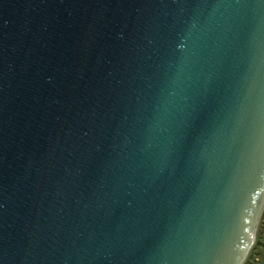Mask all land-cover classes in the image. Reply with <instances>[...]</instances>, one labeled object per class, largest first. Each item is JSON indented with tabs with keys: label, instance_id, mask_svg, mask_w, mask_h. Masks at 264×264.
<instances>
[{
	"label": "water",
	"instance_id": "95a60500",
	"mask_svg": "<svg viewBox=\"0 0 264 264\" xmlns=\"http://www.w3.org/2000/svg\"><path fill=\"white\" fill-rule=\"evenodd\" d=\"M264 209V0H0V264H243Z\"/></svg>",
	"mask_w": 264,
	"mask_h": 264
},
{
	"label": "rangeland",
	"instance_id": "374dc122",
	"mask_svg": "<svg viewBox=\"0 0 264 264\" xmlns=\"http://www.w3.org/2000/svg\"><path fill=\"white\" fill-rule=\"evenodd\" d=\"M256 237L260 239L261 242H256L254 248H252L249 261L250 264H264V209L259 219V223L256 229ZM256 239V238H255ZM248 256V255H247Z\"/></svg>",
	"mask_w": 264,
	"mask_h": 264
},
{
	"label": "trees",
	"instance_id": "16d2710c",
	"mask_svg": "<svg viewBox=\"0 0 264 264\" xmlns=\"http://www.w3.org/2000/svg\"><path fill=\"white\" fill-rule=\"evenodd\" d=\"M256 242L258 243V242H261V241H260V239H257V237H256L254 244ZM263 243H264V241H263ZM254 244H253L252 248H254ZM252 248H251V250H252ZM251 250H250V252H251ZM250 252H249L248 256L246 257L245 261L243 262V264H250V261H249Z\"/></svg>",
	"mask_w": 264,
	"mask_h": 264
}]
</instances>
